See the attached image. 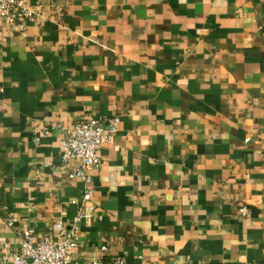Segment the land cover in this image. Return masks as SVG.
<instances>
[{
    "label": "crops",
    "instance_id": "0c3cea01",
    "mask_svg": "<svg viewBox=\"0 0 264 264\" xmlns=\"http://www.w3.org/2000/svg\"><path fill=\"white\" fill-rule=\"evenodd\" d=\"M23 3L22 31L0 20V241L71 226L58 140L118 118L72 263L264 264V0Z\"/></svg>",
    "mask_w": 264,
    "mask_h": 264
},
{
    "label": "built area",
    "instance_id": "2783aa9c",
    "mask_svg": "<svg viewBox=\"0 0 264 264\" xmlns=\"http://www.w3.org/2000/svg\"><path fill=\"white\" fill-rule=\"evenodd\" d=\"M34 16L33 12L25 9L23 0H0V20L15 30L22 31L25 21L31 20ZM118 124V118L107 121L89 118L63 129L58 140L61 164L69 171L70 178L79 179L84 184L78 214L70 227L57 225L53 237L38 238L33 229H22L19 233L17 251H10L7 245L0 241V259L5 264H73L72 256L80 242L78 223L95 217L91 206L94 192L90 170L100 166L101 149L104 144L112 141ZM41 133L47 135L49 128H44ZM35 141L38 143L39 138L36 137ZM0 213H9L1 190ZM5 223L8 227H13L14 220L8 216ZM111 264H124V260L117 258Z\"/></svg>",
    "mask_w": 264,
    "mask_h": 264
}]
</instances>
